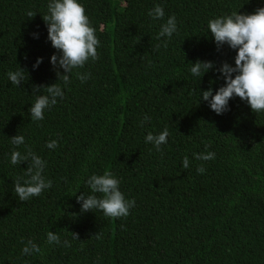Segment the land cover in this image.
<instances>
[{
	"label": "trees",
	"instance_id": "obj_1",
	"mask_svg": "<svg viewBox=\"0 0 264 264\" xmlns=\"http://www.w3.org/2000/svg\"><path fill=\"white\" fill-rule=\"evenodd\" d=\"M78 2L96 29L99 59L74 69L64 85L50 62L61 53L42 19L50 0H0V264H264V111L254 113L234 96L218 115L200 92L215 94L224 78L215 70L190 72L197 60L235 66L236 50H218L208 22L254 13L264 0ZM156 5L163 20L148 15ZM172 15L177 32L157 39ZM19 67L28 76L15 86L7 73ZM77 72L90 78L81 82ZM54 83L63 98L33 121L30 107L47 94L34 87ZM165 128L168 141L157 151L145 137ZM16 135L25 144L14 146ZM52 140L55 149L46 146ZM28 149L46 161L52 187L22 202L14 183L28 178V162L12 165L11 153ZM205 152L215 159L194 158ZM106 170L135 200L126 218L81 212L76 197L92 195L87 180ZM48 231L59 235V245L46 242ZM29 240L42 254L22 252Z\"/></svg>",
	"mask_w": 264,
	"mask_h": 264
},
{
	"label": "clouds",
	"instance_id": "obj_2",
	"mask_svg": "<svg viewBox=\"0 0 264 264\" xmlns=\"http://www.w3.org/2000/svg\"><path fill=\"white\" fill-rule=\"evenodd\" d=\"M29 18L36 14L29 11ZM148 15L154 20H163L165 17L164 8L156 5L149 11ZM48 28V39L53 48L57 49L61 55L53 54L51 64L57 69L58 81L62 80L64 85L70 83V74L74 69L83 68L89 59L95 61L99 59L97 48L100 41L96 36V29L90 25L88 16L85 14V8L78 0H50L48 4V14L42 17ZM208 29L214 38L218 50L225 44L231 49L236 50L235 66L227 62L217 69L212 61L197 60L191 63L190 72L192 75L204 76L211 70L218 71L224 78L225 84L213 94L209 88L200 92L203 101L208 102L209 107L215 113L223 114L229 110V101L235 96L241 100L247 101L254 113L264 111V7L257 8L254 13L247 14L240 11H234L230 15L221 16L209 20ZM177 21L175 15L169 16L165 23L161 25L157 39L161 37L171 38L177 32ZM167 46V41L164 42ZM43 58H38L37 68L42 63ZM59 69H63L61 75ZM28 76L26 69L19 67L16 71L7 73L8 79L15 86H20ZM81 82L90 78V74L76 73ZM46 89L47 94H38L35 103L29 109L33 121L44 119V111L50 109L57 103V98H63L64 92L59 83L50 86H35L34 92L39 93L40 89ZM145 120H150L145 116ZM170 133L165 128L158 135L149 132L145 141L152 143L157 151L161 150V145L166 144ZM14 146L25 144V138L22 135H16L10 138ZM49 149L58 147V141L52 140L46 145ZM207 147V146H206ZM196 160L208 161L215 159V153L205 152L196 154ZM30 161V163H29ZM22 162H28L26 169L27 179L18 177L14 183V191L19 201L25 202L32 197H38L46 189L52 187V181L46 180L44 169L46 161L33 153L30 149L25 154L20 151H12L11 164L20 165ZM182 167L189 168V159L183 158ZM205 169L201 165L197 168L198 173H204ZM92 195L85 197L80 194L76 197L81 202V212L101 210L106 217L126 218L129 210L135 206V200H127L120 191L121 181L110 171H105L102 175H92L87 180ZM101 194L97 196L96 194ZM73 239L78 240L77 233H71ZM46 242L48 244L61 243L57 233L47 232ZM65 247H70V243L65 240ZM22 252L25 255L33 253L42 254V249L29 240Z\"/></svg>",
	"mask_w": 264,
	"mask_h": 264
}]
</instances>
